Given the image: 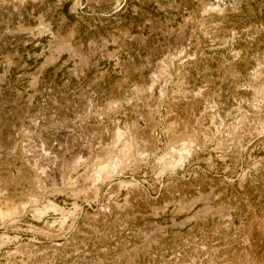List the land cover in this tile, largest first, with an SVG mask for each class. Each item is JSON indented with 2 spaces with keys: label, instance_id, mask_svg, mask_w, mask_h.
Wrapping results in <instances>:
<instances>
[{
  "label": "rangeland",
  "instance_id": "obj_1",
  "mask_svg": "<svg viewBox=\"0 0 264 264\" xmlns=\"http://www.w3.org/2000/svg\"><path fill=\"white\" fill-rule=\"evenodd\" d=\"M0 264H264V0H0Z\"/></svg>",
  "mask_w": 264,
  "mask_h": 264
}]
</instances>
